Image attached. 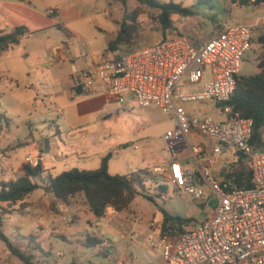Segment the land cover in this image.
I'll list each match as a JSON object with an SVG mask.
<instances>
[{
    "label": "rangeland",
    "instance_id": "obj_1",
    "mask_svg": "<svg viewBox=\"0 0 264 264\" xmlns=\"http://www.w3.org/2000/svg\"><path fill=\"white\" fill-rule=\"evenodd\" d=\"M40 1L51 5L52 2L59 4L60 0ZM160 1L182 3L194 13L189 17L174 15L172 18L178 29L170 31L168 37L181 33L189 39L194 37V41H205L224 25L251 26V46L244 54L238 74L253 75L260 72L257 65L264 45L259 42L258 37L264 33V3L252 4L248 0ZM61 2L63 4L59 8L68 13L64 20L61 17L64 27L22 37L18 44L0 52V180L17 179L32 138L41 140L55 131L51 119H56L59 114L52 104L53 100L45 96V93L53 92L54 88L40 80L42 75L49 72L54 77L67 76L66 80L84 82L82 72L92 69L103 57L114 58L131 49L157 43L162 38L156 12L139 0H126L125 4L120 0ZM132 14L140 22L134 41L114 50L109 49L108 44L116 38L120 23ZM59 54L66 56L67 60L59 62ZM71 83L74 86L73 80ZM182 87L186 92L200 89V85ZM126 98L128 102L133 101L129 94ZM180 106L190 115H211L216 119L224 117L214 102L194 101ZM130 110L133 115L117 104L111 105L105 128L109 134L125 136L131 131L132 121L137 120L139 142H127L129 144L122 146L125 147L124 151L128 157L135 159L139 155L142 160L144 150L149 145V160L153 159L150 165L156 162L165 163L169 156L164 147L163 135L168 129H176L175 116L165 114L156 107L146 108L137 104ZM136 113L139 117H135ZM192 142L190 140L189 144ZM122 149L119 148V151ZM232 159V155H214L209 146H206L202 161L217 177L224 178L225 171L237 168L248 171L249 163L246 159L239 163H234ZM190 164L195 165L193 160ZM99 166L96 163L88 167L91 170ZM110 166L112 173H116L115 170L121 171L117 173L130 171L126 159L112 161ZM62 172V168H58L52 170L51 174L55 177ZM147 174L155 180L158 179L148 172ZM38 182L40 187L22 203H2L0 211L3 213V230L16 246L29 252L27 237L33 234L40 247L49 252V256H45L34 251L33 260L39 264H146L154 256L151 244L161 242L159 226L163 212L192 217V224H199L212 210V205L203 204L205 197L198 200L178 189L171 193L170 199L161 201L159 190L147 182L144 189L139 188L141 193L131 199L126 209L115 211L108 208L103 216L97 217L90 211L83 194H76L74 199L68 198L69 203H62L42 186V180ZM167 188L169 192L172 191L169 184ZM202 188L205 192L208 191L205 183ZM142 193L148 194L152 199ZM151 222L157 227H151ZM88 236L109 239L112 247L102 249L101 244L87 245ZM145 239L148 240V246L143 244ZM129 255L134 257L130 259ZM0 264H23L1 239Z\"/></svg>",
    "mask_w": 264,
    "mask_h": 264
},
{
    "label": "built area",
    "instance_id": "obj_2",
    "mask_svg": "<svg viewBox=\"0 0 264 264\" xmlns=\"http://www.w3.org/2000/svg\"><path fill=\"white\" fill-rule=\"evenodd\" d=\"M48 12L55 14L56 9ZM251 42L252 27L242 24L224 25L205 41L173 34L118 57H103L96 67L82 72L87 91L98 82L104 93L120 104L129 94L138 106H154L176 118V129L167 130L163 137L168 164L156 165L148 173L159 179L157 189L166 187L158 189L161 201L170 199L178 189L198 200L205 197L203 204L212 205V210L201 223L182 232L171 227L160 231V244L151 247L160 250L165 264H264V147L252 143L253 120L227 104ZM58 57L65 59L62 54ZM183 85H200V89L186 92ZM194 101L216 103L223 119L190 115L180 106ZM184 143L194 166L180 160ZM206 146L214 155L239 154L246 159L251 186L240 188L230 182L225 186L218 180L202 161ZM38 163L37 157H26L25 164L30 167ZM230 172L225 171L224 177ZM150 225L157 227L154 222ZM101 246L108 248L109 240H103Z\"/></svg>",
    "mask_w": 264,
    "mask_h": 264
},
{
    "label": "crops",
    "instance_id": "obj_3",
    "mask_svg": "<svg viewBox=\"0 0 264 264\" xmlns=\"http://www.w3.org/2000/svg\"><path fill=\"white\" fill-rule=\"evenodd\" d=\"M61 4H63L61 0L59 1V4L52 2L51 5H47V3H43L40 0H0V30L9 32L20 27L23 29L24 33L21 36L22 39V37L47 32L55 27H64L63 20L64 17H67L68 13L66 11H61V8H59ZM50 8L56 9L55 14H50L48 12ZM61 17H63V20ZM221 28H218L212 35H214ZM179 31L181 30L179 29ZM190 40L194 41L195 39L193 37ZM66 60L67 57L65 56V59L59 60V62L63 63V61ZM42 76L43 77L40 80L46 85L50 84L54 88L53 92L45 93V96H49L48 99L53 100L52 104L53 106L55 105V109L59 116L56 119H51L53 125H55L54 132L49 133V135H47L45 138H42L41 140L32 138L31 146L27 152L28 154L24 157L19 168V177L24 175L23 166L25 165V160L28 155L38 158L43 172L37 178H35L34 181L40 186L38 180H42V186L46 188L49 184V178L52 176V170L62 168L63 171H66L73 167L90 170L88 166L96 163L100 165L102 158L107 154H111L108 164V170L111 174H122L128 176L133 173L141 174L148 179L147 182H149L150 186H156L157 182L159 183V179L155 180L146 173L156 165L168 164V160L165 161V163L156 162L150 165V162L153 159L149 160V145L144 150V158H142V160L139 159V155L135 159L128 157L129 155L124 151L125 147H122L126 144H129L127 142H131V144L134 142H139V122H137V120L135 122L132 121L131 131L125 136L123 134H109V131L105 128V123L108 119L107 116H110V106L117 104L118 107H122L123 110L132 114L130 109H133V105L137 104L134 99L132 102H128L126 99L125 103L120 104L115 100L110 99L104 93L101 85L98 82H95L92 91H87L83 88L81 94H76L78 86L84 85L85 81H78L77 83L75 79H72L74 83L73 86L71 79H65L67 76L61 78L54 77L49 74V72ZM73 88L75 92H73ZM151 107L154 106H149L146 108ZM135 117H139V114L136 113ZM30 136H32V131L30 132ZM186 145L187 144L184 143L180 160L185 164H190L192 158L189 155V148L186 147ZM119 148H123L121 152L119 151ZM232 156L234 163H239L242 160H245L239 154H233ZM123 159H126V162H129L128 169L130 171L127 173H117L121 171L115 170L116 173H112L110 171L111 162H117L119 160L122 161ZM145 165L147 166L141 168ZM134 169L137 171H133ZM234 170L241 169L237 168ZM212 174L218 180L223 181L222 183L224 184L227 181L225 177H217L214 173ZM71 198L74 199V196H71ZM59 201L62 203H69L68 199L65 201L59 198ZM161 225L162 223L160 226ZM160 226L159 228L161 231ZM102 240L105 239L103 238ZM109 243L110 247H112L111 240H109ZM143 244L148 246V240L145 239ZM151 252L154 256L151 261H148L146 264H165L160 250H152ZM133 257L134 255H129L130 259ZM119 264L123 263L120 262Z\"/></svg>",
    "mask_w": 264,
    "mask_h": 264
},
{
    "label": "trees",
    "instance_id": "obj_4",
    "mask_svg": "<svg viewBox=\"0 0 264 264\" xmlns=\"http://www.w3.org/2000/svg\"><path fill=\"white\" fill-rule=\"evenodd\" d=\"M123 4L126 0H120ZM140 3L148 6L156 12L157 21L161 27L162 39L168 38L170 31L177 30L174 15L180 17H189L194 13L184 6L182 3L162 2L160 0H139ZM255 3H264V0H257ZM140 28V22L132 14L124 18L120 23L119 31L114 40L110 41L108 48L114 50L119 46L132 44L135 35ZM23 29L18 27L12 31L5 32L0 30V52H4L18 44ZM181 34V33H176ZM259 42L264 45V33L259 35ZM132 50V49H131ZM260 61L257 68L260 72L253 75H236V90L230 97L227 104L231 105L235 111H238L243 117L253 120V137L252 143L257 148L264 147V48L260 54ZM111 154L105 155L101 164L96 169L85 170L73 167L63 171L55 177L50 176L47 191L56 198L67 200L76 194H83L84 199L90 209L97 217L105 214L108 208L115 211L126 209L131 199L141 193L140 189H144L148 181L147 178L139 174L122 175L111 174L108 170ZM24 175L15 180H0V204L22 203L24 199L37 190L40 186L34 181L42 172V167L38 165L34 168L25 164L23 166ZM227 182L232 183L240 188H248L251 186V173L240 170L231 171L226 177ZM158 189L165 190V186H159ZM143 196L152 199L148 194L142 193ZM203 206V204H202ZM161 231H165L167 227L173 228L175 231H184L194 223L192 217H181L163 212ZM27 248L29 252H25L16 246L3 230V213L0 211V239L5 243L9 251L17 256L23 264H39L33 260L34 251L40 252L45 256H49V252L42 249L37 242L35 235L28 237ZM103 242L97 237L88 236L87 245L96 246ZM69 264H76L75 262Z\"/></svg>",
    "mask_w": 264,
    "mask_h": 264
},
{
    "label": "water",
    "instance_id": "obj_5",
    "mask_svg": "<svg viewBox=\"0 0 264 264\" xmlns=\"http://www.w3.org/2000/svg\"><path fill=\"white\" fill-rule=\"evenodd\" d=\"M82 91H83V85H79L76 90V94H81Z\"/></svg>",
    "mask_w": 264,
    "mask_h": 264
}]
</instances>
